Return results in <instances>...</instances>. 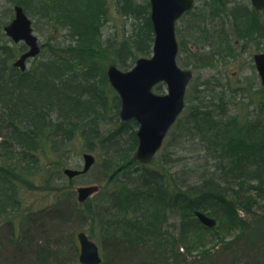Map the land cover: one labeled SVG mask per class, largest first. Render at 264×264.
I'll return each instance as SVG.
<instances>
[{
    "label": "trees",
    "instance_id": "16d2710c",
    "mask_svg": "<svg viewBox=\"0 0 264 264\" xmlns=\"http://www.w3.org/2000/svg\"><path fill=\"white\" fill-rule=\"evenodd\" d=\"M9 1L22 5L33 15L47 17L52 25L60 27L70 37L66 54L58 53L44 58L34 67V73L20 70L15 80L0 81V136L4 138L2 142L0 141V147L6 150L8 158L13 162L10 163L11 166H14V161L19 165L26 159L31 160L33 156L35 158L32 160L37 161L35 152L46 150L47 139L54 143L56 138L68 139L74 132L67 129L68 126L80 125L84 139L99 142L100 148L111 155L110 160L113 156L117 157L116 172L127 170L137 186L131 188L125 185L122 191L111 194L110 199L115 205L114 212L98 213L104 226L112 223L110 219L113 220L115 210L126 214L124 223L129 221L120 240L106 247L112 257V263L202 264V261L206 260L210 264H219L218 260L224 257V260L230 261V264H236L235 261L231 263L229 259H238L241 253L240 256H245V259L250 260L252 264H263L264 120L262 112H259L255 119L248 117L242 122L239 115L227 116L228 104L234 101L228 96L229 86L212 88L208 84L204 90L197 88L192 92L190 84L186 96L188 103L183 116L180 117L181 127L186 125L189 130L203 134L199 141L202 143L206 141V150L204 152L201 150L197 154L196 165L190 161L184 162L185 158L180 156L176 157V160L170 159L169 156L172 158L174 154L166 153L163 148L157 154V156L162 154L164 157L161 156L162 160H160L163 163L162 167L153 165V162H158L156 160L159 156L151 164L138 163L133 157L138 144L136 132L129 135L126 152L122 150L124 147L120 141L101 137L99 129L101 118L97 110L102 95L98 90L99 79L96 80V77L101 73L102 78L107 81L106 64L103 61L109 55L108 50L116 57L117 64L126 68H131L139 57L151 54L154 31L150 18V1L145 0V4L136 3L134 0ZM109 2H112L120 13L136 19L137 24L128 40L113 45L110 42L107 46L102 36ZM229 2L230 0H219L217 7L226 11ZM246 18L242 26L238 25V37L248 38L254 33L262 35L264 29L257 21L256 12L251 10ZM2 29L1 26L0 33ZM24 48L25 45L22 46L21 51ZM3 53L5 59L10 56L6 47H3ZM43 73L44 88L40 90L36 86L37 92L41 91V93L39 98H32L29 96L32 85L26 82V78H37L36 81L41 83ZM204 91H209L210 97L208 92L204 93ZM258 93L264 99L262 88ZM118 99L120 103V98ZM259 105L262 106L260 103ZM120 125L123 131L128 132L130 126H137V122L120 121ZM85 126L89 128L86 129ZM52 150L57 151V148L54 146ZM169 161L172 165L179 164L176 172L172 171L171 167L167 169L166 164ZM241 178H245L246 184H238L239 188L236 189L233 185ZM139 185L148 188L147 192L141 190ZM249 192H253L261 201L260 209L254 208L252 199L247 197ZM60 194L58 201L43 214L44 219L42 217L52 224L43 221L38 224L35 232L33 225L36 219L30 215H23L20 221L22 223L20 237L18 242H14L16 248L8 253L5 252L7 262L10 257L22 256L29 249V252L32 251L40 257L43 254L45 257L37 258L36 264H76L72 261L76 255L64 257L61 256L60 251L62 245L72 241L71 239L75 240L76 233L69 234L67 229L65 230L67 233H63L61 227L80 219L81 214L76 213L78 203L74 199L75 192L62 191ZM144 201L147 203L146 208L143 206ZM174 206L185 213L179 223L178 231L170 233L162 226L166 223L168 209ZM194 209L213 212L217 210L229 219H235L242 210L246 213V217L241 220V233L232 241L225 242L224 250L206 249L205 234L198 231V222H195L197 218L191 217L185 220L187 211L191 210L190 216H194L192 213ZM137 213L138 215L135 216ZM130 214L135 218L129 217ZM37 232L40 235H36ZM168 244L175 246L171 248V245L168 248L166 246ZM34 245L36 247L32 250L31 247ZM50 246L53 248L51 249ZM244 248L248 249V252L242 253ZM191 250H200V253L192 256L191 263H187L190 262L188 258ZM73 252L77 254L78 248ZM25 256L21 257L24 261L29 258Z\"/></svg>",
    "mask_w": 264,
    "mask_h": 264
},
{
    "label": "rangeland",
    "instance_id": "374dc122",
    "mask_svg": "<svg viewBox=\"0 0 264 264\" xmlns=\"http://www.w3.org/2000/svg\"><path fill=\"white\" fill-rule=\"evenodd\" d=\"M134 1L141 4L146 3L145 0ZM217 1L219 0H196L194 9L189 10L178 21L177 35L181 45L178 62L182 67L192 69L194 72L193 79L190 83L192 92L197 88L204 90L208 84L212 88L223 85L230 87L227 93L235 102L232 100L228 104L229 113L227 116L233 117L239 115V119L243 122L248 117L255 119L257 114L262 112V119L264 120V99L258 93L260 88L262 90L264 88L254 61V55L264 51V37H254L258 33H254L248 38L238 37V25L240 26L243 20L247 19L246 15L252 10L251 0H230L226 6V11L217 7ZM14 6L15 4L9 0H0V27L2 26L3 28L5 24L14 18ZM27 14L33 20L34 31L38 35L42 46L40 55L27 63L28 72L33 71L34 73V67L44 58L58 53L66 54L65 50L68 48L70 37L63 29L52 25L47 17L44 18L37 14L33 15L29 12ZM144 18L145 15L143 14ZM262 22L264 23V18ZM136 24V19L129 18V16L120 13L114 4L109 2L107 17L103 26L102 38L104 43L108 46L110 42L113 45L114 43L120 44L125 39L128 40ZM23 45L22 42L17 44L12 41L2 29V33H0V67L11 65L12 61L23 52L21 51ZM3 47H6L10 52L8 54L10 56L7 59H5L6 57L3 58ZM108 54L107 59L103 61L106 64L107 81L102 78L101 73H98L96 77V80L99 79L97 85L102 95L97 110L101 118L99 121V129L102 138L120 141L124 147L122 150L126 152V148L129 145L127 143L128 137L132 132L137 131L138 125L130 126L128 132L121 129V103H119V96L110 84L107 70L111 64H116L124 70H128V68L121 67V65L117 64L115 61L116 57L113 56L112 51L108 50ZM36 80L37 78H26V82L32 85L31 89H29V96L32 98H39L41 93V91L37 92L36 86L40 90L44 88V73L41 76V83H38ZM158 91L166 92V85L160 84ZM206 92H208V97H210V92ZM206 92L204 91V93ZM181 124L182 119L180 118L171 128L162 150H165L166 153L171 152L174 154L173 156L171 155L172 158L169 156L170 159L176 160V157L180 156L185 158L183 159L184 162L190 161L196 165L198 160L195 157L201 150L203 152L206 150L207 143L206 141L204 143L199 141L203 134L189 130L186 125L181 127ZM74 127L68 126L67 129L74 131L71 133L72 137L68 139L65 137L56 138L55 143L47 139L46 150L43 149L35 152L37 161L32 160L35 158L33 156L31 160L26 159L24 163L21 162L19 165L14 161V166H11L10 163L12 161L8 158L6 150L0 147V264H34L38 260L37 258H45L43 254L40 257L32 251L29 252L28 249V252L24 255H19L22 258L25 255V257H29L25 261L21 257L17 259L19 257L17 256L10 257L7 262L5 252L8 253V251H13L16 248L14 242H18L20 237L22 224L20 221L24 216L30 215L36 219L33 225L35 232L37 231L39 223H43V221L47 224L51 223L47 219L43 220L45 217H43V214L58 201L62 191L75 192L74 199L78 203L76 213H80L81 217L66 226L62 225L63 233H67V231L73 235L76 233V237L75 240L71 239L72 241L62 245L63 247L60 250L62 253L61 256L71 257L72 255H76L72 258V261L76 262V264H81L79 261L80 242L77 234L80 231H86L100 246L103 257L101 264H114V262H111L112 257L106 247L113 242L116 244L117 240H120V236L129 221L127 220L124 223L126 214L115 210L114 217H112L113 220L110 219L112 223L104 226L98 213L104 211L106 214L114 212L115 205H113L110 199L111 194L122 191L125 185L136 188V182L130 177L131 173L127 170L116 172L117 157L112 155L113 159L110 160L111 155L109 156L100 148L101 145L99 142L84 139L81 133L83 130L80 125ZM85 128L87 129L89 127L85 126ZM122 133L125 134L122 135ZM3 140V136H0V141L2 142ZM54 146L57 148V151L52 150ZM85 152L95 155L96 162L85 174L76 175L72 178L68 177L64 173V169L67 167L74 169L83 168ZM158 156L159 158L156 161L159 163L153 162V165L162 167L163 163L160 160H162L161 156L162 158L164 157L162 154ZM166 165L167 169L171 167V170L174 172L177 171L179 166V164L172 165L171 161L167 162ZM245 181V178H241L235 182L236 184L233 187L238 189V184H246ZM90 184H100L101 189L99 192L90 196L86 202H78V187ZM139 186L141 190L147 192L148 188L142 185ZM247 197L252 199L255 209L261 208V201H259L253 192H249ZM146 205L147 203L144 201L143 206L145 208ZM190 212L191 210L185 214L186 221L191 219V217H196L195 214L194 216H190ZM204 212L212 217H216L218 220V224L215 227L209 228L196 217L197 220L195 222H198V231L205 234V248H210L212 251L217 249L224 250V243L232 241L241 233L240 224L242 218L246 217V213L242 210L237 211L239 215L235 219H229L217 210L214 212L204 210ZM184 213L185 211H181L177 206L169 208L166 223L162 228L170 231V233H176ZM192 213H194V210ZM130 216L135 218L132 214ZM66 229L67 231H65ZM36 235H40V233L37 232ZM166 246L173 248L175 244H168ZM34 247L36 245L31 247L32 250ZM77 248L78 252L75 254L73 251H76ZM247 250L244 248L242 253L248 252ZM199 251L191 250V255L188 258L190 262L187 263H191L192 256L199 254ZM223 253L225 252L223 251ZM240 255L241 253L238 259L230 258L229 260H231V263L235 261L236 264H252L250 260L245 259V256ZM218 262L219 264H230V261L224 260V257H221ZM262 262L264 264V259ZM202 264L210 263L204 260Z\"/></svg>",
    "mask_w": 264,
    "mask_h": 264
},
{
    "label": "water",
    "instance_id": "95a60500",
    "mask_svg": "<svg viewBox=\"0 0 264 264\" xmlns=\"http://www.w3.org/2000/svg\"><path fill=\"white\" fill-rule=\"evenodd\" d=\"M252 2L259 12H264V0ZM194 4L195 0H150L155 34L152 55L138 58L135 65L128 70H123L116 64L108 67L110 84L121 99V119L124 121L135 119L139 125L137 130L139 142L134 154L138 162H152L185 108L186 91L193 71L181 67L177 61L180 46L176 22L184 13L191 10ZM5 31L15 41L24 40L30 46L29 50L14 63L25 70L27 59L35 57L41 47L39 37L34 33L33 21L22 6H15V17L5 26ZM255 62L264 86V52L255 54ZM159 83L167 85L166 93L155 91V86ZM84 159L82 169L67 167L64 172L71 178L86 173L96 159L88 152L84 154ZM99 189V184L79 186L77 189L79 201H86ZM195 214L204 225L216 226L215 217L202 210H195ZM78 237L81 244L80 262L101 264L102 255L98 243L85 231L79 232Z\"/></svg>",
    "mask_w": 264,
    "mask_h": 264
},
{
    "label": "flooded vegetation",
    "instance_id": "af4514ba",
    "mask_svg": "<svg viewBox=\"0 0 264 264\" xmlns=\"http://www.w3.org/2000/svg\"><path fill=\"white\" fill-rule=\"evenodd\" d=\"M251 3H252V0H251ZM252 10H254V12H256L257 21L261 24L262 28L264 29V23L262 22V20L264 18V12H259L256 9V7L254 6L253 3H252ZM261 34L262 35L256 34L254 37H257V36L264 37V30H263V32ZM27 48L28 47L26 46L24 50H26ZM16 59H14L12 61L11 65H8V66H5V67L4 66L0 67V76H1L0 81H5L6 82V81H9V80H15L17 78V75H18L20 69L18 68V66H16L14 64Z\"/></svg>",
    "mask_w": 264,
    "mask_h": 264
}]
</instances>
